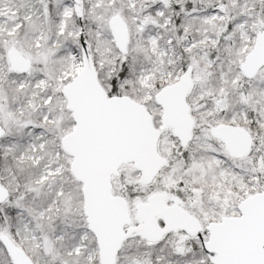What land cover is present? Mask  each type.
<instances>
[{"label": "snow or ice", "instance_id": "6c2138e0", "mask_svg": "<svg viewBox=\"0 0 264 264\" xmlns=\"http://www.w3.org/2000/svg\"><path fill=\"white\" fill-rule=\"evenodd\" d=\"M0 264H264V0H0Z\"/></svg>", "mask_w": 264, "mask_h": 264}]
</instances>
